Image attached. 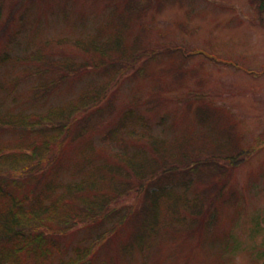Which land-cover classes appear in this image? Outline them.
I'll return each instance as SVG.
<instances>
[{
  "label": "rangeland",
  "instance_id": "1",
  "mask_svg": "<svg viewBox=\"0 0 264 264\" xmlns=\"http://www.w3.org/2000/svg\"><path fill=\"white\" fill-rule=\"evenodd\" d=\"M2 1L1 111L45 114L108 81L110 77L100 67L85 65L78 72L70 71L53 87L51 82L57 77L46 81V94L44 89L37 90L43 83L37 69L44 61L90 64L101 57L98 51L78 48V40L117 34L120 50L127 55L142 48L154 53V57L142 58L137 68L119 73L104 91L102 102L107 97L114 109L104 127L90 122L82 137L64 147L61 156L67 168H62L61 179L74 180V164L84 155L78 150L90 142L96 147L90 154L94 163L118 162L108 151L110 142L102 138L111 128L109 123L128 109L132 99L139 101L134 107L152 134L171 140L198 132L195 141L182 150L197 145L199 150L192 157L202 161L222 142V154L231 156L221 161L214 154L216 162L227 170L206 177V182L172 188L195 200L196 210L175 204L184 224L160 219L156 231L149 230L140 240L138 231L147 222L141 212L152 186L136 180L132 173L128 179L115 175L134 188L113 203L110 211L118 218L128 209L129 217L118 224L113 219L79 224L60 236V251L52 260L72 259L76 248H90L88 264H264V10L259 12L249 0H134L135 4L130 3L132 14L120 20L125 0H22L14 5V11H8L14 12L8 23L6 7L12 0ZM117 20L122 25L116 24ZM139 68L143 75L137 73ZM182 68L185 73L175 77L174 72ZM53 75L46 72L43 77ZM198 105L216 108L220 117L216 114L200 127L194 115ZM15 137L11 132L0 134L2 141ZM136 139V145L144 146L145 139ZM112 149L122 151L117 141H112ZM246 149H250L247 154ZM172 181L178 182L175 176ZM142 183L145 188L137 190ZM210 213L214 221L202 229Z\"/></svg>",
  "mask_w": 264,
  "mask_h": 264
},
{
  "label": "trees",
  "instance_id": "2",
  "mask_svg": "<svg viewBox=\"0 0 264 264\" xmlns=\"http://www.w3.org/2000/svg\"><path fill=\"white\" fill-rule=\"evenodd\" d=\"M249 1L256 4L259 12L264 10V0ZM21 2L23 1L12 0L6 7L5 19L8 23L14 14L8 11H14V5ZM124 3L120 20H125L126 14H132L130 3L135 4V1L125 0ZM4 9L5 4L2 1L0 20ZM116 24L122 25V22L117 20ZM90 41L78 40L76 45L84 51L91 49L100 52V58L91 60L90 64L71 62L67 65L44 61L43 67L37 69L43 82L37 90L44 89L42 92L46 94L49 91L46 81L57 77L58 80L51 82L53 87L59 79H65L70 71L78 72L85 65L100 67L110 77L108 81L88 88L76 101H70L66 106L51 107L45 114L32 115L30 112L25 114L22 111L0 110V134L11 132L16 135L10 140L2 141L0 138V264H88L90 248H76L75 258H60L57 263L52 257L60 251V236L79 224L111 219L114 222L117 220L118 224L129 217L128 209H124L118 218L116 212L110 211L113 203L128 195L134 188L129 181L118 180L115 175L128 179L132 173L136 180H144L152 186L146 196L149 202L146 201L147 206L141 212L147 222L138 231L140 240L146 238L149 230L156 231L161 224L160 219L166 218L184 224L183 217L175 207L176 202L183 208L188 206L189 209L190 205L196 210L195 200L190 201L185 194L173 192L172 188L178 185L186 188L195 182H206V177L209 179L211 175L227 170L221 162H216L214 155H218L221 161L231 159V156L222 154V142L208 152L212 154L210 157L200 161L197 157H192V153L199 150L197 145L192 144L190 151L182 150L184 145L193 140V136L200 135L198 132L171 140L156 136L151 133L148 122L141 117L143 115L134 107L139 101L132 99L126 106L128 109L109 123L111 128L107 129L102 138L104 142H110L107 144L108 151L118 162L94 163L90 154L96 147L90 142L78 150V153L84 155L74 164V180L61 179L59 176L62 168H67L62 163L64 147L82 137L90 122L94 121V125L104 127L105 119L114 109L113 103L107 97L102 102L104 91H108L116 82L119 73L137 68L136 64L140 65L142 58L154 57V53L143 51V48L134 49L133 54L127 55L124 50H120L122 45L117 34L107 39ZM3 58L6 59L7 55ZM46 72L54 75L44 78ZM137 73L143 75V70L139 68ZM184 73L183 68L174 72L175 77H181ZM17 83L14 79L13 86ZM35 90L33 88L34 92ZM33 97L38 98L36 95ZM188 107H191L190 103ZM147 108H152V105ZM216 114L220 117L216 108L210 110L204 105L194 108L195 121L202 128ZM71 129H74L72 134ZM122 134L131 139L127 141ZM136 138L145 139L144 146L136 145ZM112 141H117L122 151L110 150ZM249 150H244L245 154ZM204 169L206 173L203 172ZM174 176L178 182L172 181ZM142 187L145 188L143 183L137 190ZM191 213L198 214L194 211ZM213 221L214 215L210 213L209 219L201 228L206 230L207 225Z\"/></svg>",
  "mask_w": 264,
  "mask_h": 264
}]
</instances>
